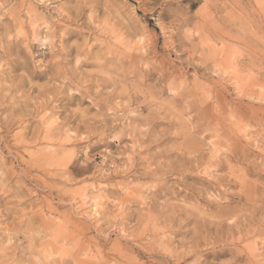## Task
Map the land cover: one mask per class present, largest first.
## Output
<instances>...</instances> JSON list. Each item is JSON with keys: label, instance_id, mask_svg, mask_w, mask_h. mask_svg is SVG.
<instances>
[{"label": "clouds", "instance_id": "1", "mask_svg": "<svg viewBox=\"0 0 264 264\" xmlns=\"http://www.w3.org/2000/svg\"><path fill=\"white\" fill-rule=\"evenodd\" d=\"M0 264H264V0H0Z\"/></svg>", "mask_w": 264, "mask_h": 264}]
</instances>
